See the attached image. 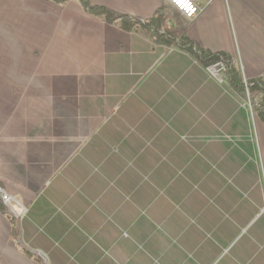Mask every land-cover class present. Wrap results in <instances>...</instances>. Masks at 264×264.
I'll return each instance as SVG.
<instances>
[{
	"label": "crops",
	"instance_id": "crops-1",
	"mask_svg": "<svg viewBox=\"0 0 264 264\" xmlns=\"http://www.w3.org/2000/svg\"><path fill=\"white\" fill-rule=\"evenodd\" d=\"M191 1L0 0V264H264V0Z\"/></svg>",
	"mask_w": 264,
	"mask_h": 264
},
{
	"label": "built area",
	"instance_id": "built-area-1",
	"mask_svg": "<svg viewBox=\"0 0 264 264\" xmlns=\"http://www.w3.org/2000/svg\"><path fill=\"white\" fill-rule=\"evenodd\" d=\"M172 7H174L182 16L186 19L191 20L196 17L200 12L199 7L191 0H165ZM195 50V48H194ZM234 61L225 59L222 55H218L216 60L206 66V72L210 77L215 79L218 83L222 84L226 81V75L232 71ZM245 91L248 94L251 87H256L261 92V98L264 99V76L261 80L254 81L249 84L247 81H243Z\"/></svg>",
	"mask_w": 264,
	"mask_h": 264
},
{
	"label": "trees",
	"instance_id": "trees-1",
	"mask_svg": "<svg viewBox=\"0 0 264 264\" xmlns=\"http://www.w3.org/2000/svg\"><path fill=\"white\" fill-rule=\"evenodd\" d=\"M86 6L88 5L87 2L84 3ZM92 12L98 16L102 15V16H105L108 20L112 21V20H116V16L113 15L112 13H110L109 11H107L106 9L104 8H101V7H97V8H93L92 9ZM182 39H180V43L181 44H184L183 43V40L181 41ZM218 55H216V57H209L208 60L206 61L207 64H210L211 62L215 61L216 58H217ZM230 80L232 82H238L240 83L241 79L238 77L237 73L235 71H231L230 72ZM263 110H264V107H263Z\"/></svg>",
	"mask_w": 264,
	"mask_h": 264
},
{
	"label": "water",
	"instance_id": "water-1",
	"mask_svg": "<svg viewBox=\"0 0 264 264\" xmlns=\"http://www.w3.org/2000/svg\"><path fill=\"white\" fill-rule=\"evenodd\" d=\"M0 196L4 198V206L14 215V217L20 218L24 212V208L15 199L5 196L1 189Z\"/></svg>",
	"mask_w": 264,
	"mask_h": 264
},
{
	"label": "rangeland",
	"instance_id": "rangeland-1",
	"mask_svg": "<svg viewBox=\"0 0 264 264\" xmlns=\"http://www.w3.org/2000/svg\"><path fill=\"white\" fill-rule=\"evenodd\" d=\"M220 56V55H219ZM223 56V55H222ZM225 59H227L225 56H223ZM228 74H230V72L228 73ZM258 81H260L261 80V78H259V79H257ZM242 86H243V89L245 90V86H244V82H242ZM249 91H250V89H249ZM249 94V93H248ZM1 199H2V201H4V198L3 197H1Z\"/></svg>",
	"mask_w": 264,
	"mask_h": 264
}]
</instances>
